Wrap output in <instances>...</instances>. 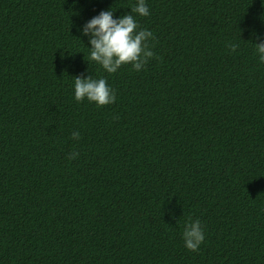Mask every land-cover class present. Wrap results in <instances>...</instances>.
I'll use <instances>...</instances> for the list:
<instances>
[{
    "label": "trees",
    "instance_id": "trees-1",
    "mask_svg": "<svg viewBox=\"0 0 264 264\" xmlns=\"http://www.w3.org/2000/svg\"><path fill=\"white\" fill-rule=\"evenodd\" d=\"M135 3L0 0V264H264V0H147L146 68L89 64L79 29Z\"/></svg>",
    "mask_w": 264,
    "mask_h": 264
},
{
    "label": "clouds",
    "instance_id": "clouds-1",
    "mask_svg": "<svg viewBox=\"0 0 264 264\" xmlns=\"http://www.w3.org/2000/svg\"><path fill=\"white\" fill-rule=\"evenodd\" d=\"M131 12L115 18L112 9L101 11L87 21L80 29L82 36L88 37L90 44L89 64L94 62L107 74H116L122 67L131 65L136 72L144 70L151 59L155 57L150 41L155 39L149 29H141L137 17L151 15L147 0H136ZM256 42L254 54L258 63L264 65V37L253 34ZM227 47L235 52L238 45L229 42ZM74 99L77 102L87 100L97 108L114 104L116 92L108 84L107 78L93 76H76L73 84ZM79 131L72 133V139L79 141ZM78 152L68 155L69 160H75ZM184 246L191 252L199 250L205 242V231L199 219L191 220L183 231Z\"/></svg>",
    "mask_w": 264,
    "mask_h": 264
}]
</instances>
